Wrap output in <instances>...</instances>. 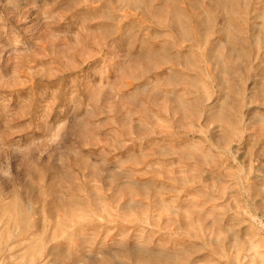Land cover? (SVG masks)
Wrapping results in <instances>:
<instances>
[{
  "label": "rangeland",
  "instance_id": "1",
  "mask_svg": "<svg viewBox=\"0 0 264 264\" xmlns=\"http://www.w3.org/2000/svg\"><path fill=\"white\" fill-rule=\"evenodd\" d=\"M0 264H264V0H0Z\"/></svg>",
  "mask_w": 264,
  "mask_h": 264
}]
</instances>
